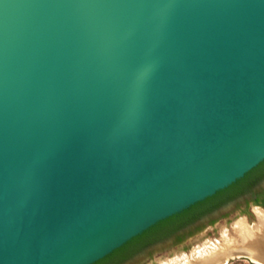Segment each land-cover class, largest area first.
<instances>
[{
	"label": "water",
	"instance_id": "1",
	"mask_svg": "<svg viewBox=\"0 0 264 264\" xmlns=\"http://www.w3.org/2000/svg\"><path fill=\"white\" fill-rule=\"evenodd\" d=\"M264 162V0H0V264H95Z\"/></svg>",
	"mask_w": 264,
	"mask_h": 264
},
{
	"label": "rangeland",
	"instance_id": "2",
	"mask_svg": "<svg viewBox=\"0 0 264 264\" xmlns=\"http://www.w3.org/2000/svg\"><path fill=\"white\" fill-rule=\"evenodd\" d=\"M260 195H264V179L253 188L252 193L223 205L217 211L203 216L185 229L136 252L131 259L121 264H166L184 255L197 254L208 244L223 238L225 232L232 233L233 225L239 220L247 217L249 222L258 223L256 210H254L258 205L254 203V197ZM251 223H249L251 226L257 224L252 225ZM227 264L256 263L246 256H235L230 258Z\"/></svg>",
	"mask_w": 264,
	"mask_h": 264
},
{
	"label": "trees",
	"instance_id": "3",
	"mask_svg": "<svg viewBox=\"0 0 264 264\" xmlns=\"http://www.w3.org/2000/svg\"><path fill=\"white\" fill-rule=\"evenodd\" d=\"M263 179L264 162L229 188L220 191L213 197H210L207 200L194 205L190 209L178 215L160 222L142 235L134 238L122 248L116 250L114 253L95 264H121L147 245L169 236L180 228L190 223H194L204 215L220 208L227 202H230L250 192Z\"/></svg>",
	"mask_w": 264,
	"mask_h": 264
},
{
	"label": "bare ground",
	"instance_id": "4",
	"mask_svg": "<svg viewBox=\"0 0 264 264\" xmlns=\"http://www.w3.org/2000/svg\"><path fill=\"white\" fill-rule=\"evenodd\" d=\"M256 215V225H249L251 222L243 218L233 225L234 235L225 232L223 238L197 254L184 255L166 264H227L235 256H246L256 264H264V208L257 207Z\"/></svg>",
	"mask_w": 264,
	"mask_h": 264
},
{
	"label": "flooded vegetation",
	"instance_id": "5",
	"mask_svg": "<svg viewBox=\"0 0 264 264\" xmlns=\"http://www.w3.org/2000/svg\"><path fill=\"white\" fill-rule=\"evenodd\" d=\"M253 192V189L250 191V192H248V193H246V194H244V195H247V194H250V193H252ZM244 195H242V196H244ZM242 196H240V197H242ZM239 198V197H238ZM237 199V198H236ZM235 200V199H234ZM233 201V200H232ZM231 202V201H230ZM227 203H229V202H227ZM226 203V204H227ZM254 203H256L258 206H259V208H264V195H260V196H255L254 197ZM225 205V204H224ZM223 206V205H222ZM221 206V207H222ZM257 206V207H258ZM220 207V208H221ZM220 208H218V209H220ZM218 209H216V210H214V211H217ZM213 211V212H214ZM212 213V212H211ZM210 214V213H209ZM206 215H208V214H206ZM205 216V215H204ZM198 221V220H197ZM191 224H193V223H190V224H188V225H186V226H184V227H182V228H180L179 230H177L176 232H174V233H177L178 231H180V230H182V229H185L186 227H188V226H190ZM174 233H172V234H170V235H173ZM169 235V236H170ZM166 237H168V236H166ZM166 237H164L163 239H165ZM162 240V239H161ZM161 240H158V241H156V242H154V243H152V244H149V245H147L146 247H144L143 249H145V248H147V247H150V246H153V245H155L156 243H158L159 241H161ZM135 255V254H134ZM133 255V256H134ZM133 256H131L130 258H128V259H126L124 262H126V261H128L129 259H131ZM124 262H122V263H124Z\"/></svg>",
	"mask_w": 264,
	"mask_h": 264
},
{
	"label": "crops",
	"instance_id": "6",
	"mask_svg": "<svg viewBox=\"0 0 264 264\" xmlns=\"http://www.w3.org/2000/svg\"><path fill=\"white\" fill-rule=\"evenodd\" d=\"M254 210H257V207H256V208H254ZM245 219H247V217H246ZM247 220H248V219H247Z\"/></svg>",
	"mask_w": 264,
	"mask_h": 264
}]
</instances>
